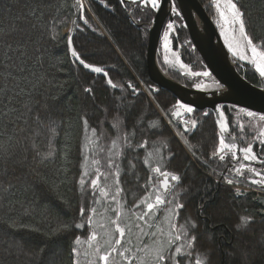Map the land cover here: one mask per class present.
Listing matches in <instances>:
<instances>
[{
	"label": "trees",
	"instance_id": "obj_1",
	"mask_svg": "<svg viewBox=\"0 0 264 264\" xmlns=\"http://www.w3.org/2000/svg\"><path fill=\"white\" fill-rule=\"evenodd\" d=\"M85 1L89 11L84 8V16L88 23L80 19V13L72 47L86 63L101 67L102 73L87 71L70 55L68 38L75 16L74 0H0V29H3L0 40L18 50L9 62L12 67L0 69L11 72L15 78L8 81L12 91L2 98L0 109L8 105L10 96L13 101L8 106L17 109L0 118V264H73L77 259L79 264H88L91 257L96 264L100 263L91 255L93 249L87 243L93 226L85 223L83 228L74 227L81 222L82 206H96L90 188L91 179L96 178L95 168L85 178V190L78 181L84 171L85 156L90 161L100 159L102 172L114 171L107 168L110 156L107 149L117 135L111 125L117 104L121 116L127 115L125 130L134 132L133 143L148 142L144 148L124 150L119 158L123 169L119 177L123 188L120 198L125 209L137 211L133 205L148 190L149 176L155 181L151 167L156 164L145 166L143 163L146 152L159 149L160 157L171 153L167 170L186 173L183 185L191 186L187 195L182 196L185 207L176 221L180 224L190 218L197 224L192 256L184 257L181 264H195L197 253L207 257L204 264H264V243L261 242L264 216L253 204L254 196L237 197L230 187L213 178L219 173L225 174L231 157L225 162L209 159L218 143L212 112L194 109L193 113L179 118L181 125L171 120L182 139L189 140L197 155L208 161L204 165L186 153L149 99L141 92L133 94L125 84L132 83L133 73L148 87L152 85L146 72V47L148 28L156 10L141 7L132 0ZM198 1L214 22L213 0ZM236 2L246 10L248 35L258 49L264 50V0ZM171 15L175 26L169 34V47L188 72L164 65L161 40L157 55L160 68L188 88L193 82L212 79L209 72V77H204L203 73L208 70L194 49L180 15ZM66 29L69 32L64 34ZM19 52L24 55L19 56ZM236 69L249 83L264 88L262 78L250 65L239 63ZM108 79L123 87H110ZM86 88L92 92H85ZM152 95L156 105L168 116L177 107V98L165 89ZM25 102L31 103V111L22 107ZM220 109L233 126L237 140L244 146L251 142L255 150L264 153V144L253 139L258 136L256 129L249 127L254 121L241 113V108L221 105ZM37 115L39 121L35 119ZM82 117L88 121L87 129ZM192 119L197 120V128L184 133L183 121ZM153 122L162 123L158 129L149 128ZM240 125L245 126L243 140L239 139ZM92 128L97 129L98 135L104 132L99 144L105 151L94 150L88 144L86 137H91ZM165 143L168 148L164 147ZM48 152L53 154L47 156ZM129 160L136 165L135 169L130 170ZM213 169L215 173L209 175ZM227 175L235 174L227 172ZM99 183L101 186L112 184L113 177L105 180L101 175ZM114 193L115 185L109 197L103 199L114 202L111 200ZM95 195L99 196L98 191ZM165 209L159 210L156 221ZM128 216L131 217V212ZM244 216L254 218V223L247 231H237V220ZM65 224L72 227L57 231ZM78 236L81 244L76 245ZM177 243L182 244L183 240ZM74 247L80 253L78 257L72 253ZM170 251L174 249L166 250L165 255Z\"/></svg>",
	"mask_w": 264,
	"mask_h": 264
},
{
	"label": "snow or ice",
	"instance_id": "obj_2",
	"mask_svg": "<svg viewBox=\"0 0 264 264\" xmlns=\"http://www.w3.org/2000/svg\"><path fill=\"white\" fill-rule=\"evenodd\" d=\"M133 3H138L141 7L149 8L151 10H159L161 6V0H132ZM75 4L79 7L80 10V19L84 20V23L87 24L88 20L85 19L84 16V5L82 0H75ZM213 7L215 8L220 20L224 25H227L230 28L232 33V41L235 44V49L233 48V43L229 44V50L233 52V55H237L236 49L243 51L246 49L251 52V62L255 65L256 71L260 74L261 77H264V50L258 49L257 45L253 42V39L248 35L247 28V13L246 10L243 9V5L238 6L236 0H213ZM178 5L175 0H173L171 5V12L175 16H179L180 12L177 10ZM75 23V21H73ZM175 22L169 21L166 25V30L163 33L164 44L163 47L168 49V38L170 32L174 29ZM3 33V29H0V34ZM56 37H53L55 39ZM243 41V45L241 44ZM69 46L71 47L72 40L69 38ZM17 49H13L11 44L5 45L2 40H0V69H7L12 67L9 63L13 60L14 57L17 56ZM71 54L75 59L79 62V64L83 65L85 69H91L95 73H101L103 69L98 66H93L89 63H86L83 58L77 53V51L73 48L71 49ZM23 52H19V56H23ZM239 59H245L243 54L238 56ZM183 67V65H182ZM107 75V73H105ZM196 75H200L197 73ZM204 76H208L209 73L204 72ZM15 79L12 77L11 72L0 71V81H3L0 84V103H2V98L9 92L12 91L8 87L9 79ZM108 85L112 88L123 87L121 85H117L111 79L107 81ZM128 88L133 90V94H135L136 88L133 84H128ZM85 92H92L91 88H86ZM13 101V97H8V105H11ZM8 105H4L3 109H0V118L7 115L9 112H15L17 109L9 107ZM22 107L31 111V103L25 102ZM177 107L183 109L184 113L191 114L194 109L191 106L182 104L177 102ZM4 109H7L5 111ZM108 110L105 109V112ZM216 111L219 113V119L217 120V125L219 128V132L217 133L218 143L213 151H211L209 159H218L220 162H225L226 158L230 155L231 161L240 160L249 162L248 164L238 163V166L232 165L229 162V165H226L227 171L225 172L224 179L226 183L233 184L234 181L232 179L227 178V172H232L235 175L243 178L244 172L248 171L255 177H260V179H251L249 180L252 184H257L264 187V171H257L255 168L251 167L252 162H259L264 164V160H259L257 154L253 150V144L251 142L247 143V146H238L236 142L238 137L236 133L232 130L233 126L229 123V121L225 117V113L220 110L218 107ZM240 112L251 118V121H256L257 124H264V114H258L252 111H247L246 109H240ZM113 115L111 117V125L112 128L116 131L117 135L111 141V146L107 149L110 153V156L107 159V168L109 170L114 171H101V161L100 159L93 158L91 160V165L95 168L96 178L91 179L90 188L92 190L93 202L99 203L101 198L109 197V193L115 185V193L111 196V200L114 201L117 205L115 209L112 211L115 214V219H110L109 222L114 225V231L119 233V238L115 239L114 242L111 239H107L104 241V244L108 246L107 251H103V246L99 244L98 237L101 235L108 236L109 230L106 228L104 224H96L93 220L94 215H98L97 209L95 207L87 208L82 206L80 208V216L81 222L75 223L74 227L76 229L83 228L85 223L90 226H94L93 230L89 234L87 238V243L90 249H93L91 255H95L98 257L99 261L102 264H115L113 259V254H118L119 257L124 259H130L125 256V253L129 251L128 248H124L123 251L117 249L116 245H122V241L126 237L127 234L131 233L130 224L133 221H142L145 225H149V221L157 216V213L162 207H166V215L165 222L168 225L169 232L167 233L168 239L165 243L159 244L155 249L145 250L139 249L141 252L146 251V255L152 257L151 264H168L171 261V264H181V261L184 257L192 256V249H194L197 236L195 234V230L197 228V224L195 221L190 218L186 219L184 223L178 224L176 218L179 216L180 210L185 207L182 196L187 195L189 192L190 185L184 186L183 179L186 173L179 171H169L166 168V165L170 162L172 158V154L170 153L167 157L159 156V149H154L152 151L146 152L143 163L145 166H151L153 163L156 164L155 167H151V172L156 175L155 181L153 180V176L150 175L147 183V191L140 200L133 205V208L137 211H132V209H125L124 204L121 202V193L123 192V188L120 186V175L123 171L121 168L119 158L124 155V150L135 151L137 147L144 148L148 143L146 140L139 145H135L133 143V131H126V119L127 115L121 116L120 114V105L117 104L113 110ZM175 117H181L182 113L180 111H174L172 113ZM205 116L209 115V113H204ZM37 121H39L40 117L37 115L35 117ZM85 128H88V121L85 117H82ZM185 124L184 133L193 132L198 125L197 120L192 119L190 121H183ZM162 122H153L149 125V128L158 129L161 126ZM249 127H254V125L249 124ZM240 140H243V133L245 126L240 125ZM91 137H86L88 144H92L94 150L98 149L99 152L105 151L104 146L99 144V141L104 135V132L101 131L99 135L97 134V129H91ZM166 139V138H165ZM254 140H257L260 144H264V128H261L258 136L253 137ZM184 143L188 147L189 153L196 160H200L202 164L207 165L208 161L202 160L200 156L197 155L196 151L193 150V146L190 144L189 140H185ZM88 144H85V149H87ZM165 148H168V144H164ZM53 153L48 152L46 155L51 156ZM98 154V153H94ZM115 158V159H114ZM88 156L84 157L85 164L82 166L85 168V171L82 172L81 178L78 183L81 186L82 190H85L84 186L86 183V177L89 176V168H88ZM130 170L135 169L136 165L129 160ZM215 173V169L213 172L209 173L212 175ZM103 175L105 180L108 179L109 176L113 177L112 184H105L101 186L99 183L100 176ZM98 191L99 196L97 197L95 193ZM236 194H242L240 188H236ZM143 205V207H141ZM203 207V205H201ZM131 212V217L128 216V213ZM127 219L128 222L124 223L122 226V221ZM254 223V218L244 216L238 218L235 228L237 231H247L251 225ZM72 225L65 224L62 225L57 231H63L71 228ZM104 229L103 234L97 232L95 228ZM135 227L140 230L142 235H148V233L144 232V228L141 227L140 223H136ZM158 231H163L159 229ZM175 233V235H173ZM153 236L156 235L155 232L152 233ZM139 238V237H138ZM183 240L182 244H178L177 242ZM261 242L264 243V236L261 237ZM130 243V241H129ZM74 244H81V238L76 237ZM174 249V251H170L168 255H165L166 250ZM43 251V250H42ZM72 253L74 256H79L77 248L72 249ZM85 255H89L88 252L84 253ZM247 255V253H244ZM205 259L207 257L203 253H197V258L195 260V264H204ZM73 264H79V260H74ZM88 264H96L94 260H89ZM140 264H145V261L141 259Z\"/></svg>",
	"mask_w": 264,
	"mask_h": 264
},
{
	"label": "water",
	"instance_id": "obj_3",
	"mask_svg": "<svg viewBox=\"0 0 264 264\" xmlns=\"http://www.w3.org/2000/svg\"><path fill=\"white\" fill-rule=\"evenodd\" d=\"M172 2L173 0H161V6L159 10L155 11L151 25L148 28L146 72L152 84L150 86L151 91L156 93L159 89H165L174 95L179 103L191 106L195 110H210L213 114L218 132L219 128L216 122L219 119V113L216 109L218 107L220 108L221 105L235 106L258 114H264V88L252 85L238 73L236 67L239 62L234 60L227 51L215 24L198 0H175V2L178 5L177 10L180 12V17L194 49L201 57L210 75L218 83L219 88L207 91L188 88L174 81L160 68L157 61L158 48L163 28L167 20H172ZM74 7L75 16L73 21H75V23L72 22L69 36L71 40L76 31L80 14L79 7L75 4V0ZM68 47L71 57L79 64L71 54V49H73V47L72 44L71 47L69 46V42ZM79 65L83 67V65ZM86 70L93 72L91 69ZM125 84L127 86L132 83L126 82ZM130 90L133 92L131 88ZM138 93V90H136L135 94ZM174 111H180L182 113L181 117L185 113L183 109L178 107L174 108L170 113L171 119L175 121L177 125H181L179 121L181 117L173 116L172 113ZM236 142L238 146H242L238 140ZM246 162L247 161H243V163ZM251 177V174L248 173L246 180L249 182ZM238 178L244 179L245 177L241 178L238 176ZM236 196L238 197L239 195L236 194ZM252 202L260 208V215L264 216V197L256 196L253 198Z\"/></svg>",
	"mask_w": 264,
	"mask_h": 264
},
{
	"label": "rangeland",
	"instance_id": "obj_4",
	"mask_svg": "<svg viewBox=\"0 0 264 264\" xmlns=\"http://www.w3.org/2000/svg\"><path fill=\"white\" fill-rule=\"evenodd\" d=\"M82 3L84 5V8H86V10L89 11L87 4H86V1L82 0ZM213 23L215 24V26H216L219 34H220V37H221V40H222L224 46L226 47L227 51L232 56V58L234 60L238 61L240 64L250 65L256 71L255 65L251 62V52L250 51H247L246 49H244L243 51L236 49L237 55L234 56L233 52L229 50V44L233 43L232 33H231L230 28H228L227 25H224L223 22L220 20L216 10H215V17H214ZM68 32H69V29H66L64 31V34H67ZM243 43L244 42L241 41L242 45H243ZM163 44H164V40H163V34H162V38H161V61L164 63V65L167 67H172L176 70L188 72V69H186L185 67H182V64L179 62L175 53H173L171 51V49L169 47V40H168V49H165L163 47ZM233 48L235 49L234 43H233ZM240 54H243L245 56V59H243V60L239 59L238 56ZM205 72L208 73V71H205ZM189 74H192V73H189ZM204 77H209V75L204 76ZM261 78H262V82L264 83V77H261ZM211 80H212V82H211ZM205 82H193L189 85H190V88H192V89L202 90V91L216 90L219 88L218 83L216 82V80L213 77H212V79L207 78V80H205ZM254 128L256 129L257 133L259 134V131L261 130V128H264V124H257V122L254 121ZM184 150L186 151V153H189L188 150L186 149V146L184 147ZM84 164H85V160H84ZM87 164H88L89 174H90L94 170L93 169L94 166L91 165L90 158L88 159ZM84 171H85V168H84ZM227 176H229V175H227ZM217 180H219V179L217 178ZM221 182H226V181H225V179H222ZM232 190L236 193V189L235 190L232 189ZM242 194H246V193H242ZM116 207H117V205L115 202H106L103 198L100 199V202L96 203V206H95V208L97 209L98 215H94L93 220L96 222V224H104L106 226V228L109 230L108 236L101 235L100 237H98V242L100 245L103 246V249H102L103 251L108 250V246L104 244L105 240L111 239L114 242L115 239L119 238V233L114 231L115 226L109 222L110 219H115V214L112 211V209H115ZM165 215H166V209L163 211L160 220L156 221V218H153L152 220L149 221V225H151V226L145 225L144 222H142V221H133L130 224L131 233L127 234L126 237L124 238V240L122 241L123 246L116 245L117 249L120 251H123V249L125 247L128 248L129 251L125 253V256L130 258V259H124V258L119 257L118 254H113V259L115 261V264H140L141 259H143L145 261V264H151L152 257L146 255V251L151 250V249H155L159 244L165 243L166 240L168 239L167 233L169 232V228H168L167 223L165 222ZM127 222H128L127 219L123 220L121 222L122 226L124 223H127ZM136 223H140L141 227L144 228V232L148 233V235H142L140 233V230L135 227ZM158 227H159V229H162L163 231L162 232L158 231ZM95 230L101 234H103V232H104V229H101L98 227H96ZM153 232L156 233L155 236L152 235ZM129 241H130V243H129ZM139 249H145L146 251L141 252V251H139ZM95 257H96V260L99 261L98 257L97 256H95ZM89 260H94V259L91 257ZM99 262L102 264L101 261H99Z\"/></svg>",
	"mask_w": 264,
	"mask_h": 264
},
{
	"label": "built area",
	"instance_id": "obj_5",
	"mask_svg": "<svg viewBox=\"0 0 264 264\" xmlns=\"http://www.w3.org/2000/svg\"><path fill=\"white\" fill-rule=\"evenodd\" d=\"M132 82L133 84L135 85V87L144 95L146 96L149 101L153 104L154 108L156 109L158 115L161 117V119L163 120V122L166 124V126L170 129V131L172 132V134L174 135V137L177 139V141L182 145V147L184 148L186 146V149L188 150L187 148V145L184 143V141L182 140V138L179 136L178 132L176 131L171 119L169 118V116L164 113V111H162L157 105L156 103L154 102V99H153V95H152V92L150 91L149 87L144 84V82H142V80L136 75V74H133L132 73ZM224 175L225 174H217L215 175L213 178L216 182H218L219 184H222V185H225V186H228L230 187L231 189H236L237 187L240 188V191L241 193H248V194H252L254 196H257V187L258 186H254V185H251L250 183L246 182V181H242V180H239L237 179L236 177L234 176H227L228 179H232L234 181L233 184H228L226 182H221L222 179H224ZM217 178L219 180H217ZM264 189V188H263ZM263 197H264V192H263Z\"/></svg>",
	"mask_w": 264,
	"mask_h": 264
},
{
	"label": "flooded vegetation",
	"instance_id": "obj_6",
	"mask_svg": "<svg viewBox=\"0 0 264 264\" xmlns=\"http://www.w3.org/2000/svg\"><path fill=\"white\" fill-rule=\"evenodd\" d=\"M241 144V143H240ZM242 145V144H241ZM242 146H244V145H242ZM245 146H247V145H245ZM253 150H254V152L257 154V156H258V158H259V160H264V153H262L260 150H255L254 149V144H253ZM230 162H231V164L232 165H236V166H238V163H243V161L242 160H240L239 162H237V161H231V159H230ZM249 162H246V163H244V164H248ZM251 167L252 168H255L257 171H264V164H262V163H259V162H252L251 163ZM248 173H250V172H248V171H245L244 172V179H242V181H246V182H248L247 180H246V177H247V174ZM251 174V173H250ZM251 178L252 179H260V177H255V176H253L252 174H251ZM259 187H260V185H258ZM262 187V186H261ZM262 188H264V187H262Z\"/></svg>",
	"mask_w": 264,
	"mask_h": 264
},
{
	"label": "bare ground",
	"instance_id": "obj_7",
	"mask_svg": "<svg viewBox=\"0 0 264 264\" xmlns=\"http://www.w3.org/2000/svg\"><path fill=\"white\" fill-rule=\"evenodd\" d=\"M158 55V54H157ZM132 84H133V82H132ZM134 85V84H133ZM149 89H150V87H149ZM136 90H138L137 88H136ZM150 91H151V89H150ZM138 92H140L139 90H138ZM152 92V91H151ZM153 93V92H152ZM169 118L171 119V117L169 116ZM172 120V119H171ZM173 121V120H172ZM176 129V128H175ZM176 131H177V129H176ZM178 132V131H177ZM178 134H179V136L181 137V135H180V133L178 132ZM182 138V137H181ZM183 140V139H182ZM234 177H236L237 179H239L238 178V176L237 175H233ZM240 180V179H239ZM218 183V182H217ZM263 192H264V189L260 186H258L257 187V196L259 197H263ZM246 194H248V193H246ZM252 195V194H251ZM254 196V195H253ZM254 197H256V196H254Z\"/></svg>",
	"mask_w": 264,
	"mask_h": 264
}]
</instances>
